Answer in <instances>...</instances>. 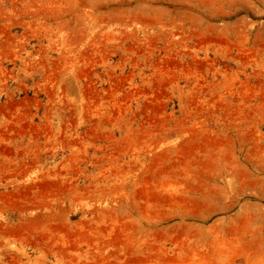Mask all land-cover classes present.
<instances>
[{
    "label": "rangeland",
    "instance_id": "374dc122",
    "mask_svg": "<svg viewBox=\"0 0 264 264\" xmlns=\"http://www.w3.org/2000/svg\"><path fill=\"white\" fill-rule=\"evenodd\" d=\"M0 264H264V0H0Z\"/></svg>",
    "mask_w": 264,
    "mask_h": 264
}]
</instances>
